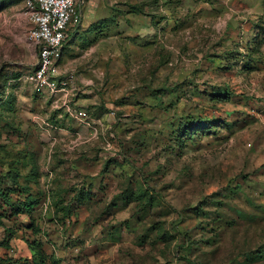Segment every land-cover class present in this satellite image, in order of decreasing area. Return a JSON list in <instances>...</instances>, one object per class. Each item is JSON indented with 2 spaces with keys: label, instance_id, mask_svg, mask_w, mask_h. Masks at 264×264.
<instances>
[{
  "label": "rangeland",
  "instance_id": "obj_1",
  "mask_svg": "<svg viewBox=\"0 0 264 264\" xmlns=\"http://www.w3.org/2000/svg\"><path fill=\"white\" fill-rule=\"evenodd\" d=\"M172 5L167 13L146 11L170 18L165 25L160 19L161 32L135 31L146 45L114 38L99 46L107 52L97 83L106 103L88 110V121L94 122L90 131L112 145L95 153L97 138L82 147L76 124L77 135L60 154L50 149L62 130L48 123L45 108L29 111L40 95L22 78L36 63L35 49L24 41L23 0H0V88L7 79L6 92L16 96L10 120L21 131L39 130L40 147L33 139L29 144L39 151L40 188L51 203L61 188L84 185L94 198L69 221L59 219L52 204L45 209L46 200L29 227L27 216L5 219L0 241L8 247L0 256L37 264L35 247L44 264H264V0ZM103 116L120 125L101 129ZM194 123L206 132L193 131ZM5 132L0 128V144L22 145L18 131ZM85 161L86 174L78 172ZM6 229L15 230L8 241Z\"/></svg>",
  "mask_w": 264,
  "mask_h": 264
},
{
  "label": "crops",
  "instance_id": "obj_2",
  "mask_svg": "<svg viewBox=\"0 0 264 264\" xmlns=\"http://www.w3.org/2000/svg\"><path fill=\"white\" fill-rule=\"evenodd\" d=\"M172 1L173 0H153L152 2L151 0V2L149 3L148 0H86L85 6L82 10L81 24L74 32L70 31V38L63 47L62 57L59 64L60 72L62 74L73 73L75 75L74 82L71 83L66 91L59 92L54 97H38L35 95L32 101V107H30L29 110L31 112H35V110L42 111L45 108V111L42 115L45 117L48 123H51L53 127L62 130L61 135L57 138L49 136L50 138L55 139L54 141H52L53 146H51L50 149L52 153L53 148L55 150H58L60 154L63 152H61L59 149H61L62 151H67L66 148L68 146L66 143H68L75 134L77 135V131L74 128V125L76 124H81L79 131H82V134L78 136L79 138H81L80 142H82L80 143V145L84 144L82 145V147L86 148V142L88 143L97 140V138L99 141H102L97 142L99 146H97L98 149L94 151L95 153L97 151H99V153H103L104 150L108 149L107 146L110 147L112 145V143L109 142L107 138L105 140L102 136L100 137L96 130L90 131V129H92L90 128V123L92 124L94 122L88 121V110L93 109L94 105L96 104H99L97 108H104L103 102L106 103L104 97L100 98V90H102V87H98L97 83L99 82V76L101 75L99 71V60L101 58V54L105 55L107 52L103 53L102 51L99 53V46H101V44L103 43H107L109 40L114 38L120 39L119 41L122 45L132 44L133 47L134 45L137 47L146 45L144 41L142 42V40H138V38H140L138 37V34L141 33L144 29L151 28V30L155 31L156 33V31L159 32L160 28H162L160 27L161 21L157 18L154 19L150 16V14H147V12L151 11L152 9L157 10L158 8L160 9V11H163L165 9V13L170 10H175L172 8ZM162 20L163 25H165L164 23L166 21L169 22L170 18H164ZM127 30H129V32L125 33ZM135 31L136 33L138 32V34L135 35ZM131 32L133 34H131ZM147 44L149 45V43ZM93 53H96L98 56H95ZM64 54L67 55L64 56ZM88 56L90 57V60ZM87 57L88 59H86ZM92 58L93 61L91 60ZM87 62L88 64L90 63V66L88 65V69L86 64ZM94 62H97V68L94 67ZM96 96H99V98H96ZM120 104V102L116 103L117 106H120ZM78 111L85 112L86 118H78L76 116V112ZM29 119L30 120L28 123L32 127V125L35 124L36 119L34 118V116ZM100 119H102L103 122H101L99 118L97 122L100 125L102 123L104 124L101 126V129L104 126V129H107L108 132L109 129H112V125H120V123H118L115 118H113L112 122H107L108 118L106 116H103ZM40 125L41 124H39V126ZM86 129L89 130L90 136L89 134L88 136L86 135ZM18 130V133L23 140L22 144L28 150L35 152L39 163V151L36 152L32 147L33 144H29V141L33 139L31 143H35L37 147H40L39 143L41 142V139L39 138V130H31L32 134L30 133V130L27 129L21 131L18 127ZM40 132H42V130ZM109 137L113 138V135L109 134ZM47 140L50 141L49 138ZM55 141H57L59 145H56V148L54 147ZM53 155L54 154H52L51 156ZM82 157L84 156L82 155ZM59 162L62 163V161ZM78 163L79 160L77 161V164ZM80 167L81 168H78V172L86 174V161L81 164ZM83 187L86 188V185H84ZM83 209L86 211L85 208H81L79 210V213Z\"/></svg>",
  "mask_w": 264,
  "mask_h": 264
},
{
  "label": "trees",
  "instance_id": "obj_3",
  "mask_svg": "<svg viewBox=\"0 0 264 264\" xmlns=\"http://www.w3.org/2000/svg\"><path fill=\"white\" fill-rule=\"evenodd\" d=\"M172 2H174V0ZM150 16L154 19L157 18L158 20L165 18L160 15L156 16V14H150ZM14 75L15 76L13 78L17 80L22 77L18 74ZM1 77L2 76L0 75V78ZM4 80L5 83L2 84V87L0 88V119H4V122L0 120V122L3 123L0 128L3 132L6 131L5 133L8 134V137H10L9 133H11V131L16 133L19 131L17 124L15 125L14 123L15 121L13 120V122L10 120L16 114V96L12 91L6 92L9 89V86L7 85V79ZM149 95L154 96V91L151 94H147L148 97ZM218 97L212 96L211 98L220 101L221 98ZM160 103L162 105V102ZM1 113L7 114V117L1 115ZM200 125L197 126V124L194 123L190 126L193 128V131H196V133L206 132L203 128L207 126L204 125L203 127ZM188 128L189 127L185 128V133H187ZM181 138L184 139V136L181 135ZM0 151V227L4 224L3 221L5 219L13 221L20 216L28 217V220L30 221L28 224L29 227L30 223L34 220L32 218L34 210L37 209V207L39 208L47 197L49 198V205L52 204V210H55V215H60L59 219L67 221L77 218L81 208L86 209V206L89 207L94 205L91 187H87V192L84 187H79L77 190L61 188L63 191L61 193L62 196L60 197V194H58L56 197L54 194V198L51 203L48 191L46 190L45 192L42 188H40L42 172L40 171L35 152L28 150L23 144L19 147L9 144H0ZM110 164H112L111 160L105 162L104 171L107 172ZM113 165L120 166V164L118 165L116 162L113 163ZM119 168L122 167L120 166ZM67 190H70V192ZM65 195L70 196L68 201ZM6 231L9 234L6 239V241H8V239L11 238V235H14L13 233L15 230L6 229ZM7 247L8 242L1 240L0 248L7 249ZM31 251L32 260L37 258V264H44L45 258L43 254L40 253V251L38 252V250H35V247H32ZM23 262H25V260H21L20 258L0 256V264H23Z\"/></svg>",
  "mask_w": 264,
  "mask_h": 264
},
{
  "label": "built area",
  "instance_id": "obj_4",
  "mask_svg": "<svg viewBox=\"0 0 264 264\" xmlns=\"http://www.w3.org/2000/svg\"><path fill=\"white\" fill-rule=\"evenodd\" d=\"M24 15L29 22L24 41L35 49L36 63L31 72L23 76L37 95L54 97L64 92L75 80L73 73L60 72L63 47L81 24L86 0H23ZM76 116L85 119L83 111ZM49 198L44 203L45 209Z\"/></svg>",
  "mask_w": 264,
  "mask_h": 264
},
{
  "label": "water",
  "instance_id": "obj_5",
  "mask_svg": "<svg viewBox=\"0 0 264 264\" xmlns=\"http://www.w3.org/2000/svg\"><path fill=\"white\" fill-rule=\"evenodd\" d=\"M231 23L233 24V26H235V24L233 23V21H231Z\"/></svg>",
  "mask_w": 264,
  "mask_h": 264
}]
</instances>
